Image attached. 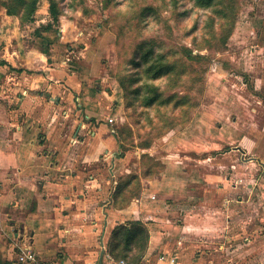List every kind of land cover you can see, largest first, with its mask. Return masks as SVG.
<instances>
[{"label":"rangeland","instance_id":"rangeland-1","mask_svg":"<svg viewBox=\"0 0 264 264\" xmlns=\"http://www.w3.org/2000/svg\"><path fill=\"white\" fill-rule=\"evenodd\" d=\"M47 6L60 23L49 15L41 22ZM5 9L20 15L23 40L56 38L60 59L71 57L76 68L79 110L89 109L115 137L108 162L88 167L137 168L120 181L116 206L139 197L141 180L186 168L200 184L195 192L225 204L208 222L238 219L237 249L225 229L202 264H245L240 231L249 225L260 241L264 230V0H0V17ZM10 35L0 32V42ZM85 160L77 168H88ZM228 198L236 201L230 206ZM131 223V231H118L129 252L111 259L154 264L145 223Z\"/></svg>","mask_w":264,"mask_h":264},{"label":"crops","instance_id":"crops-1","mask_svg":"<svg viewBox=\"0 0 264 264\" xmlns=\"http://www.w3.org/2000/svg\"><path fill=\"white\" fill-rule=\"evenodd\" d=\"M46 9L42 23L52 18ZM4 11L0 32L11 35L0 42V264H117L109 251L113 233L137 220L147 228L146 258L155 256L154 264L212 258L208 247L232 232L237 214L223 215L225 224L208 222L225 213V204L195 192L200 184L186 168H165L141 180L139 197L118 208L120 181L137 168L88 167L108 162L115 137L105 122H92L89 109L79 110L76 68L71 57L60 59L56 38L23 40L19 17ZM79 159H87L88 168H77ZM228 200L230 206L236 201ZM251 202H240L246 221ZM262 231L260 241L249 225L240 231L245 264H264L253 259L258 250L264 255ZM232 233L229 242L236 248L237 232ZM28 251L35 259L21 261Z\"/></svg>","mask_w":264,"mask_h":264},{"label":"trees","instance_id":"trees-1","mask_svg":"<svg viewBox=\"0 0 264 264\" xmlns=\"http://www.w3.org/2000/svg\"><path fill=\"white\" fill-rule=\"evenodd\" d=\"M37 7L38 6H36V9H37ZM36 9L34 11V14L36 12ZM7 11H8V14L9 15H14V16L20 17L19 14L18 15L17 14L15 15V14L11 13L8 9H7ZM50 12H51V16H52L53 20L54 21L55 20H58L57 22L60 23V15L58 16V14H56V12L54 10V6H50ZM132 226H133L132 223H131L130 227L128 226V224H127V226L123 225V226H120L119 228H117L114 231V233H113V239L111 241V245H110V248H109V251H110L111 256H114L115 255L116 257H120L122 254H126L127 252H129V250H128V245L129 244H126V246H122V243H120V240H118V238H119L118 231H119V229H123V230L128 229V230L131 231ZM136 238H137L136 235L133 233L132 234V239H133L132 244H135ZM147 242H148V240H147Z\"/></svg>","mask_w":264,"mask_h":264},{"label":"built area","instance_id":"built-area-1","mask_svg":"<svg viewBox=\"0 0 264 264\" xmlns=\"http://www.w3.org/2000/svg\"><path fill=\"white\" fill-rule=\"evenodd\" d=\"M110 122L113 123V119H110ZM20 259L21 261H25V260L32 261L35 259V254L33 252L28 251L24 253V256H22ZM118 264H129V263H127L126 261H120Z\"/></svg>","mask_w":264,"mask_h":264}]
</instances>
